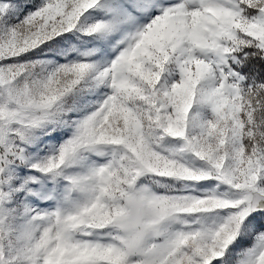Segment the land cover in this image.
Instances as JSON below:
<instances>
[{
    "label": "snow or ice",
    "instance_id": "6c2138e0",
    "mask_svg": "<svg viewBox=\"0 0 264 264\" xmlns=\"http://www.w3.org/2000/svg\"><path fill=\"white\" fill-rule=\"evenodd\" d=\"M0 264H264V0H0Z\"/></svg>",
    "mask_w": 264,
    "mask_h": 264
}]
</instances>
